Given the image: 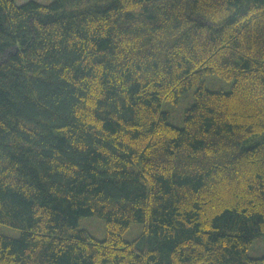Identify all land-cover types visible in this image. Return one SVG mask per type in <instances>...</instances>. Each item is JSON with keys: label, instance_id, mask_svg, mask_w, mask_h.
<instances>
[{"label": "trees", "instance_id": "16d2710c", "mask_svg": "<svg viewBox=\"0 0 264 264\" xmlns=\"http://www.w3.org/2000/svg\"><path fill=\"white\" fill-rule=\"evenodd\" d=\"M2 224L0 264H264V0H0Z\"/></svg>", "mask_w": 264, "mask_h": 264}, {"label": "rangeland", "instance_id": "374dc122", "mask_svg": "<svg viewBox=\"0 0 264 264\" xmlns=\"http://www.w3.org/2000/svg\"><path fill=\"white\" fill-rule=\"evenodd\" d=\"M16 4L28 1V0H15ZM40 1V0H38ZM43 1V0H41ZM223 87L227 88V86L223 85ZM191 101V98L189 95H185L183 99L179 102V104H165V108L170 111L169 120L173 124L181 125L182 120V114L184 111V108L187 106V104ZM80 226L86 227L90 233H92L93 236L97 238H102L105 235L104 232V222L101 221L100 218L96 216H85L82 217V219L79 221ZM140 223L137 224H131V227L126 230V238H132L137 235L140 231ZM1 232L8 234L10 236H17L19 233V230L7 226V225H1L0 226ZM247 254L252 257H259L260 255L264 254V236H260L258 238H255L254 241L248 246Z\"/></svg>", "mask_w": 264, "mask_h": 264}]
</instances>
